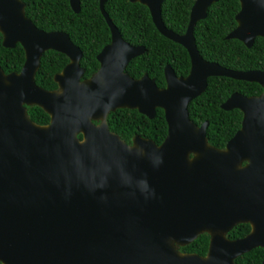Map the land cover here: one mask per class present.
Wrapping results in <instances>:
<instances>
[{
	"label": "water",
	"instance_id": "water-1",
	"mask_svg": "<svg viewBox=\"0 0 264 264\" xmlns=\"http://www.w3.org/2000/svg\"><path fill=\"white\" fill-rule=\"evenodd\" d=\"M106 1L100 8L111 42L97 56L99 69L83 78V51L67 32L39 28L23 0H0L3 46L20 43L25 50L20 71L7 73L0 65V262L235 264L264 247V70H236L201 55L194 29L219 0H195L184 34L165 25V0H130L148 6L158 30L191 58L187 76L166 66L165 87L148 73L135 78L126 68L145 46L123 38ZM239 1L237 26L226 38L251 48L264 38V0ZM70 4L80 12L81 0ZM50 49L70 59L55 74L52 90L36 82ZM212 76L263 87L253 96L233 92L221 104L243 113L241 128L224 148L209 142V122L196 124L188 108ZM34 105L50 115L48 124L31 119L28 106ZM119 108L149 118L162 108L164 141L136 135L127 143L108 123ZM240 223H250L251 231L229 238ZM203 233L210 235L207 254L180 249Z\"/></svg>",
	"mask_w": 264,
	"mask_h": 264
},
{
	"label": "trees",
	"instance_id": "trees-1",
	"mask_svg": "<svg viewBox=\"0 0 264 264\" xmlns=\"http://www.w3.org/2000/svg\"><path fill=\"white\" fill-rule=\"evenodd\" d=\"M26 14L41 29L46 31L62 30L67 32L78 45L84 56L81 65L85 68L84 77L91 76L98 68L97 54L111 41L110 27L100 9L99 0H81V10L76 13L70 0H23ZM195 0H165L162 16L165 24L176 33L183 34L190 19V9ZM239 0H219L208 9V15L195 26L197 46L201 55L210 61L236 69L264 70V38L257 37L253 46L248 48L242 41L226 36L236 27V15L240 10ZM105 9L112 21L120 29L123 37L135 45H145L144 54L134 58L127 71L135 78L145 72L156 79L159 86H165L164 68L170 64L178 75H187L191 59L187 49L166 36L155 26L149 8L140 2L130 0H107ZM0 32V65L7 72L20 71L25 62V50L18 43L13 48L3 46ZM69 62L67 55L50 49L44 52L41 66L36 74V82L45 89H55L54 80ZM259 95L263 87L257 82L237 80L226 76H212L204 93L189 104L190 117L198 124L209 121L207 137L209 142L224 148L226 143L240 129L243 113L240 109L224 110L221 104L233 93ZM33 121L48 124L50 115L39 106H28ZM111 130L118 133L126 142L132 143L136 134L152 138L161 143L168 132L164 110L157 109L155 118L150 119L137 109L119 108L109 115ZM251 229L250 224L235 226L229 233L230 238L245 236ZM210 236L201 234L187 246L180 247L184 252L205 255L208 252ZM264 261V247H256L235 258V264H261ZM0 264H3L0 262Z\"/></svg>",
	"mask_w": 264,
	"mask_h": 264
},
{
	"label": "flooded vegetation",
	"instance_id": "flooded-vegetation-1",
	"mask_svg": "<svg viewBox=\"0 0 264 264\" xmlns=\"http://www.w3.org/2000/svg\"><path fill=\"white\" fill-rule=\"evenodd\" d=\"M99 1H100V0H99ZM194 2H195V1H194ZM163 3H164V2H163ZM193 4H194V3H193ZM162 5H163V4H162ZM192 6H193V5H192ZM147 7H148V6H147ZM191 8H192V7H191ZM100 9H101V8H100ZM105 10H106V9H105ZM190 11H191V9H190ZM107 13H108V12H107ZM150 13H151V12H150ZM102 14H103V13H102ZM151 16H152V15H151ZM110 18H111V17H110ZM162 18H163V16H162ZM152 20H153V18H152ZM163 21H164V20H163ZM189 21H190V19H189ZM153 22H154V21H153ZM164 23H165V22H164ZM114 24H115V23H114ZM154 24H155V23H154ZM188 24H189V23H188ZM165 25H166V24H165ZM116 26H117V25H116ZM155 26H156V25H155ZM166 26H167V25H166ZM236 26H237V25H236ZM167 27H168V26H167ZM168 28H169V27H168ZM187 28H188V26H187ZM118 29H119V28H118ZM157 29H158V28H157ZM169 29H171V28H169ZM171 30H172V29H171ZM186 30H187V29H186ZM61 31H62V30H61ZM110 31H111V29H110ZM119 31H120V29H119ZM173 31H174V30H173ZM194 31H195V29H194ZM64 32H65V31H64ZM120 32H121V31H120ZM159 32H160V31H159ZM174 32H175V31H174ZM185 32H186V31H185ZM185 32H184V33H185ZM160 33H161V32H160ZM184 33H183V34H184ZM194 33H195V32H194ZM121 34H122V33H121ZM161 34H162V33H161ZM178 34H179V33H178ZM162 35H163V34H162ZM122 36H123V35H122ZM195 37H196V36H195ZM123 38H124V37H123ZM126 41H127V40H126ZM110 42H111V41H110ZM110 42H109V43H110ZM196 42H197V40H196ZM109 43H108V44H109ZM129 43H130V42H129ZM131 44H132V43H131ZM106 45H107V44H106ZM106 45H105V46H106ZM133 45H135V44H133ZM77 46H78V45H77ZM105 46H104V47H105ZM138 46H145V45L139 44ZM104 47H103V48H104ZM103 48H102V49H103ZM102 49H101V50H102ZM81 50H82V49H81ZM146 50H147V47L145 46V52H146ZM187 51H188V50H187ZM58 52H59V51H58ZM145 52H143L142 54H144ZM61 53H62V52H61ZM99 53H100V52H99ZM99 53H98V54H99ZM188 53H189V52H188ZM63 54H64V53H63ZM98 54H97V56H98ZM142 54H141V55H142ZM65 55H66V54H65ZM83 56H84V53H83ZM139 56H140V55H139ZM136 57H138V56H136ZM136 57H135V58H136ZM68 58H69V57H68ZM133 59H134V58H133ZM133 59H132V60H133ZM190 59H191V58H190ZM81 60H82V59H81ZM97 60H98V59H97ZM132 60H131V61H132ZM69 61H70V59H69ZM131 61H130V62H131ZM209 61H210V60H209ZM99 63H100V62H99ZM128 65H129V64H128ZM167 65H170V64H167ZM167 65H166V66H167ZM81 66H82V65H81ZM166 66H165V68H166ZM82 67H83V66H82ZM99 67H100V65H99ZM127 67H128V66H127ZM165 68H164V75H165ZM98 69H99V68H98ZM98 69H97V70H98ZM190 69H191V67H190ZM97 70H96V71H97ZM96 71H95V72H96ZM126 71H127V68H126ZM127 72H128V71H127ZM189 72H190V71H189ZM128 73H129V72H128ZM145 73H148V72H145ZM145 73H144V74H145ZM129 74H130V73H129ZM144 74H143V75H144ZM188 74H189V73H188ZM188 74H187V75H188ZM130 75H131V74H130ZM143 75H142V76H143ZM148 75H149V73H148ZM187 75H186V76H187ZM142 76H141V77H142ZM149 76H150V75H149ZM179 76H181V75H179ZM182 76H185V75H182ZM89 77H90V76H89ZM150 77H151V76H150ZM83 78H87V77H83ZM137 78H140V77H137ZM151 78H153V77H151ZM154 79H155V78H154ZM165 80H166V77H165ZM208 80H209V79H208ZM155 81H156V79H155ZM156 84H157V82H156ZM157 85H158V84H157ZM158 86H159V85H158ZM165 86H166V84H165ZM165 86H159V87H165ZM251 96H253V95H251ZM189 104H190V103H189ZM188 108H189V106H188ZM157 109H158V108H157ZM157 109H156V115H157ZM161 109H162V108H161ZM237 109H238V108H237ZM117 110H118V109H117ZM137 110H138V109H137ZM138 111H139V110H138ZM189 113H190V112H189ZM141 114H142V113H141ZM164 114H165V112H164ZM109 115H110V114H109ZM143 115H145V114H143ZM145 116H146V115H145ZM147 117H148V116H147ZM155 117H156V116H155ZM155 117H154V118H155ZM148 118H149V117H148ZM165 118H166V117H165ZM108 119H109V116H108ZM150 119H153V118H150ZM191 119H192V118H191ZM192 120H193V119H192ZM242 120H243V119H242ZM166 121H167V120H166ZM193 121H194V120H193ZM49 122H50V121H49ZM194 122H195V121H194ZM205 122H206V121H205ZM208 122H209V121H208ZM108 123H109V122H108ZM195 123H196V122H195ZM203 123H204V122H203ZM203 123H201V124H203ZM167 124H168V122H167ZM196 124H198V123H196ZM201 124H198V125H201ZM241 125H242V124H241ZM240 128H241V127H240ZM110 129H111V128H110ZM112 131H113V130H112ZM167 133H168V132H167ZM136 135H139V134H136ZM136 135H135V136H136ZM80 137H82V135H80ZM143 137H144V136H143ZM121 138H122V137H121ZM133 138H134V137H133ZM146 138H148V137H146ZM122 139H123V138H122ZM151 139H152V138H151ZM153 140H154V139H153ZM154 141H155V140H154ZM163 141H164V140H163ZM163 141H162V142H163ZM132 142H133V139H132ZM155 142H156V141H155ZM162 142H161V143H162ZM127 143H128V142H127ZM156 143H157V142H156ZM161 143H157V144L160 145ZM129 144H130V143H129ZM226 144H227V143H226ZM216 147H217V146H216ZM219 148H220V147H219ZM240 224H243V223H240ZM247 224H250V223H247ZM236 226H237V225H236ZM250 226H251V224H250ZM232 229H233V228H232ZM232 229H231V230H232ZM251 229H252V226H251ZM251 229H250V231H251ZM231 230H230V231H231ZM230 231H229V232H230ZM250 231H249V232H250ZM229 232H228V233H229ZM249 232H248V233H249ZM248 233H247V234H248ZM203 234H204V233H203ZM247 234H246V235H247ZM209 236H210V235H209ZM227 236H228V234H227ZM228 237H229V236H228ZM242 237H244V236H242ZM242 237H239V238H242ZM229 238H230V237H229ZM231 239H237V238H231Z\"/></svg>",
	"mask_w": 264,
	"mask_h": 264
}]
</instances>
